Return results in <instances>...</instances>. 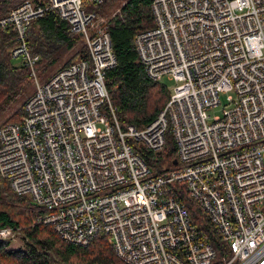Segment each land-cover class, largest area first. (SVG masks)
<instances>
[{
	"label": "built area",
	"instance_id": "2783aa9c",
	"mask_svg": "<svg viewBox=\"0 0 264 264\" xmlns=\"http://www.w3.org/2000/svg\"><path fill=\"white\" fill-rule=\"evenodd\" d=\"M85 1L24 0L0 17L17 30L12 56L35 79L20 121L0 127L1 176L63 239L87 244L106 234L131 264H264V0H152L154 25L136 33L138 56L152 78L175 83L152 121L126 129L106 83L117 64L109 19ZM49 8L82 32L89 56L42 82L27 26ZM222 92L228 107L212 115ZM168 133L178 162L161 172L128 140L160 152ZM175 180L231 255L217 258ZM13 236L0 228V237Z\"/></svg>",
	"mask_w": 264,
	"mask_h": 264
},
{
	"label": "trees",
	"instance_id": "16d2710c",
	"mask_svg": "<svg viewBox=\"0 0 264 264\" xmlns=\"http://www.w3.org/2000/svg\"><path fill=\"white\" fill-rule=\"evenodd\" d=\"M22 1L0 0V17ZM119 1V6H113L112 10L111 5L118 0H86L85 9L103 13L109 19L117 64L107 70L106 83L118 121L123 129L130 124L143 128L170 99L171 88L165 80L148 75L135 45L136 33L154 25L152 0ZM27 40L31 53L39 55L35 69L40 80H47L59 68L89 56L84 36L71 30L56 8H49L31 20ZM16 43L17 30L0 26V115L6 113L0 127L20 121L24 103L35 89L29 66L12 56L11 49ZM128 140L146 156L153 170L161 172L168 166H176L173 160L177 147L171 134H167L166 145L160 152L131 137ZM172 184L191 220L206 233L217 258L231 255L229 243L184 182L175 180ZM44 212L28 195L15 192L0 174V228L11 227L21 239V244H17L12 237H0V264H131L116 254L106 234L97 233L87 244L63 239L51 223L40 220Z\"/></svg>",
	"mask_w": 264,
	"mask_h": 264
},
{
	"label": "rangeland",
	"instance_id": "374dc122",
	"mask_svg": "<svg viewBox=\"0 0 264 264\" xmlns=\"http://www.w3.org/2000/svg\"><path fill=\"white\" fill-rule=\"evenodd\" d=\"M119 4H120V1L118 0V2L117 3L115 2V4L111 5L110 8H112V10H114L115 7H113V6H119ZM164 80L166 81V83L169 85L170 88L173 87V85L175 83L173 80H170L168 78H164ZM41 81L43 82L44 79H41ZM228 102L229 101L227 99V92H222L221 93V103L219 105H217L216 107H213L212 109H210V113L212 115L213 114H220V113H222L223 107H228L227 106L228 105ZM5 114L6 113H3V114L0 115V125L2 124V122L4 120ZM12 241L15 242V243H17V244H21V239L18 236H16V235L12 237Z\"/></svg>",
	"mask_w": 264,
	"mask_h": 264
},
{
	"label": "water",
	"instance_id": "95a60500",
	"mask_svg": "<svg viewBox=\"0 0 264 264\" xmlns=\"http://www.w3.org/2000/svg\"><path fill=\"white\" fill-rule=\"evenodd\" d=\"M80 34H82V32H80ZM173 162L174 163H177L178 162V158L175 157L174 160H173Z\"/></svg>",
	"mask_w": 264,
	"mask_h": 264
},
{
	"label": "crops",
	"instance_id": "0c3cea01",
	"mask_svg": "<svg viewBox=\"0 0 264 264\" xmlns=\"http://www.w3.org/2000/svg\"><path fill=\"white\" fill-rule=\"evenodd\" d=\"M40 1H44V0H40ZM40 1H38V2H40Z\"/></svg>",
	"mask_w": 264,
	"mask_h": 264
},
{
	"label": "bare ground",
	"instance_id": "6f19581e",
	"mask_svg": "<svg viewBox=\"0 0 264 264\" xmlns=\"http://www.w3.org/2000/svg\"><path fill=\"white\" fill-rule=\"evenodd\" d=\"M48 79V78H47Z\"/></svg>",
	"mask_w": 264,
	"mask_h": 264
}]
</instances>
